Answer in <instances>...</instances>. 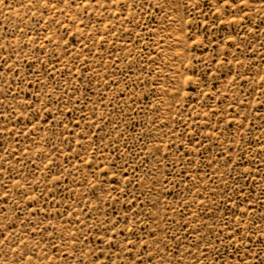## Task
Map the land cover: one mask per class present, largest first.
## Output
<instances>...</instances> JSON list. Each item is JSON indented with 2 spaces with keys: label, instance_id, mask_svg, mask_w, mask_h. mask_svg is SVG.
<instances>
[{
  "label": "rangeland",
  "instance_id": "374dc122",
  "mask_svg": "<svg viewBox=\"0 0 264 264\" xmlns=\"http://www.w3.org/2000/svg\"><path fill=\"white\" fill-rule=\"evenodd\" d=\"M0 264H264V0H0Z\"/></svg>",
  "mask_w": 264,
  "mask_h": 264
}]
</instances>
